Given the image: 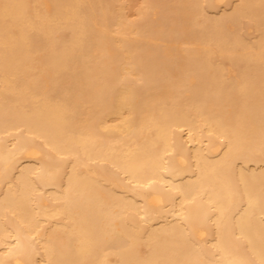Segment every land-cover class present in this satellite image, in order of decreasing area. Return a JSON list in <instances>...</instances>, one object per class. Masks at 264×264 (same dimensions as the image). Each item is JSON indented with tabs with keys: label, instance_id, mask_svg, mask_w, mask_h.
<instances>
[{
	"label": "bare ground",
	"instance_id": "1",
	"mask_svg": "<svg viewBox=\"0 0 264 264\" xmlns=\"http://www.w3.org/2000/svg\"><path fill=\"white\" fill-rule=\"evenodd\" d=\"M0 264H264V0H0Z\"/></svg>",
	"mask_w": 264,
	"mask_h": 264
}]
</instances>
